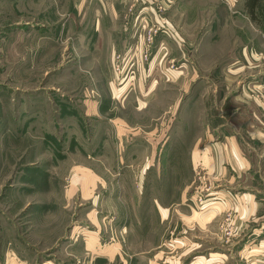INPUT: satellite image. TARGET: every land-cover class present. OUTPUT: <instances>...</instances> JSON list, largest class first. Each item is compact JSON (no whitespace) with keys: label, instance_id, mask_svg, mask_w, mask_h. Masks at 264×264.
Listing matches in <instances>:
<instances>
[{"label":"rangeland","instance_id":"obj_1","mask_svg":"<svg viewBox=\"0 0 264 264\" xmlns=\"http://www.w3.org/2000/svg\"><path fill=\"white\" fill-rule=\"evenodd\" d=\"M250 1L0 0V264H264L250 234L264 204L235 201L264 196V0ZM143 91L161 141L91 133ZM226 137L248 173L233 143L213 171L208 144ZM238 211L254 215L240 230Z\"/></svg>","mask_w":264,"mask_h":264},{"label":"crops","instance_id":"obj_2","mask_svg":"<svg viewBox=\"0 0 264 264\" xmlns=\"http://www.w3.org/2000/svg\"><path fill=\"white\" fill-rule=\"evenodd\" d=\"M99 8L101 10V13L102 14H105V11L106 10L103 9L102 7H98L96 9L93 8L94 9V12H95V10L98 11ZM110 9H111V7H110ZM104 17L109 20V17H107L105 15H104ZM94 18L95 17H92V19H91L92 21H90V23H89V25H91L90 32L92 33V35H93L94 38L97 37V39H98L99 38V34H100L101 27H100V22H98L99 20H96ZM86 26H87V24H86ZM105 28H106V30L108 29L106 25H105ZM95 42H97V40ZM110 42H111V40H110ZM152 59H153L152 61H154L155 60V57L152 58ZM157 72H156V69L154 68V71H153L154 75ZM154 82H157V79L154 78V81L151 83V88L153 87ZM113 91L114 90H113V87L112 86H109L107 88V92L110 94V98L111 99L114 98V96H115ZM151 92L152 91H149L148 93H146L145 91H143V92H140V94L137 93L135 95H131L129 97L130 99H129V102L127 104L125 102L121 103V107L122 108L120 107V109H122V111H124V112L126 111V113H123L122 116H120V117L119 116H113V117L109 116V117H107V119L101 118V123L99 125L100 126V129L97 128L98 129L97 131L96 130H92L91 133L92 134H95V135L98 134V136H104L106 141H108L110 138L114 139V141H116L117 139H119L121 141V140H123L122 136L124 137V139H126L128 137L129 138V141H142V140H145L146 139L145 138L146 135H144V134L151 135V139L154 140L155 142L161 141L162 140V137H163V125H162V123L160 122L159 125L155 124V126L154 127H151V129H149V131H148V130L145 129V127H147L148 124L142 118V115L145 113V109H147V100H145L146 99L145 97H147L149 94H151ZM235 100H238V99L235 98ZM241 110L242 109L240 108L239 109L240 114H242ZM116 111H118L116 108H112L110 106V108L109 109H106V112H104V113H106V115H109V113H111V112H112V114H114V113L116 114ZM128 111H129V113H127ZM90 112H93V110L92 111L90 110ZM152 116H154V114H152L151 117L147 118V119H149V125L151 124V120H153V119H151V118H153ZM116 119H119V120L116 121ZM119 125H121V126H119ZM92 126H94V124ZM235 126L238 129L236 131V134L235 135L238 136L242 130H239L240 127L237 124ZM119 127H121L122 129L120 130ZM223 131L226 132V129L223 128ZM231 139H233V138L232 137H226L225 138L226 141L223 142L224 145H221V146H220L221 143H219V142L218 143L217 142H209V144H208V150L209 149L211 150L210 158H211V162H212L213 168H214L213 171L215 172L216 169L221 171L223 166L221 164H217V166H216V160H215L216 152H218V154L220 155L221 160H222L223 157H226L227 154L229 155V153H230L228 147H230L231 145L234 144V146H232V149L234 150V156H235L236 160H237V158L239 159L238 162L241 161L244 164V166L243 165L242 166H239V171L235 175L236 177H238L240 175H243V174L249 172V170H250L249 167H248L249 166V163H248V161L246 159H243L242 158V157H244L243 156V152L237 146V139L235 138V141H236L235 143H233ZM99 141L100 140H98V142ZM137 145H139V144H137ZM138 148H139V146H138ZM218 148H219V150H218ZM215 149H216V151H215ZM136 150L137 149L132 150V151H136ZM238 151H239V153H238ZM151 154H152V152H151ZM127 156H129V155H127ZM141 156L144 157V158L145 157L147 158V154H145V153L144 154H141ZM118 157L119 158H122V155H119ZM245 162H247V164H248L247 166L245 165ZM145 169H146V166L144 165L143 167L140 168V172H144ZM225 172H226V169H224L221 174H225ZM92 182L93 181H91V185L88 186L90 182L89 181H86V180H83V182H82L81 185H82V189H83L84 192L86 190H88L86 188H92V190H93V187H94L93 184L94 183H92ZM238 186H239V184H238ZM255 190H256V194L255 195H258V191L259 190L258 189H255ZM244 193H245V197H241V198H238L237 197V198H235V201L238 202V201H243L244 199H248L247 200V203L250 205V210H249V212L251 211L250 213L253 212L252 210H255L254 212L258 211L257 209L261 205L264 204V196H263V198L262 197H248V196H253V195L252 194H249L247 192H244ZM251 193H255V192L253 191ZM215 198H216L215 196L210 197L209 198L210 200H208L207 202H209V204H213V203L215 204V203L218 202L217 200H215ZM219 202L222 203L221 201H219ZM155 204H156V206H154L155 223H157L161 227L165 216H167V210L166 209H163V207L160 206L157 203V201H156ZM237 206H239L238 203H236V207ZM161 209L162 210H166V213H165L164 216L161 213ZM238 213L239 214H236V218L234 219V222H236L238 224V226L236 227V229L237 230H240V228L242 226H244V224L246 225V222H249L250 221V218H252V216H254V215L253 214H250V215H247V216L244 215V214L243 215L242 214L240 215V211H238ZM244 216H246L245 219L243 218ZM253 221H256V218L253 219ZM250 234H254L256 237L260 238V241H261V238L263 237V234H264V220L261 221L259 225L258 224H255L254 225V228L251 229ZM247 244L248 243H245V244L242 243L239 249L240 250L244 249L245 247H247ZM252 246H255L256 247L255 244H253ZM84 247H85V249H84V255L88 254L89 252H93L86 245ZM206 259H210V257L209 258H206ZM96 261H97L96 260V257L90 256L89 257V260H88V262L86 264H96ZM198 261H199V259H198Z\"/></svg>","mask_w":264,"mask_h":264},{"label":"trees","instance_id":"obj_3","mask_svg":"<svg viewBox=\"0 0 264 264\" xmlns=\"http://www.w3.org/2000/svg\"><path fill=\"white\" fill-rule=\"evenodd\" d=\"M258 1L257 0H251L250 2H249V4H250V8H249V10L250 11H253L254 10V5H255V3H257Z\"/></svg>","mask_w":264,"mask_h":264}]
</instances>
